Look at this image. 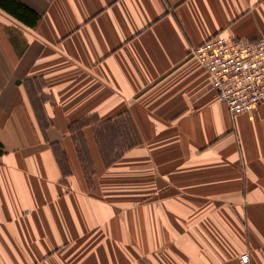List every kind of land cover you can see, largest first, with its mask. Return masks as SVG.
Instances as JSON below:
<instances>
[{
  "label": "crops",
  "instance_id": "0c3cea01",
  "mask_svg": "<svg viewBox=\"0 0 264 264\" xmlns=\"http://www.w3.org/2000/svg\"><path fill=\"white\" fill-rule=\"evenodd\" d=\"M0 10V264H264V105L232 117L191 51L264 39V0Z\"/></svg>",
  "mask_w": 264,
  "mask_h": 264
},
{
  "label": "built area",
  "instance_id": "2783aa9c",
  "mask_svg": "<svg viewBox=\"0 0 264 264\" xmlns=\"http://www.w3.org/2000/svg\"><path fill=\"white\" fill-rule=\"evenodd\" d=\"M232 117L264 105V39L215 36L191 51ZM236 264H252L248 252Z\"/></svg>",
  "mask_w": 264,
  "mask_h": 264
},
{
  "label": "trees",
  "instance_id": "16d2710c",
  "mask_svg": "<svg viewBox=\"0 0 264 264\" xmlns=\"http://www.w3.org/2000/svg\"><path fill=\"white\" fill-rule=\"evenodd\" d=\"M0 10L4 11L23 25L34 28L40 16L18 0H0ZM5 154V148L0 144V157Z\"/></svg>",
  "mask_w": 264,
  "mask_h": 264
}]
</instances>
